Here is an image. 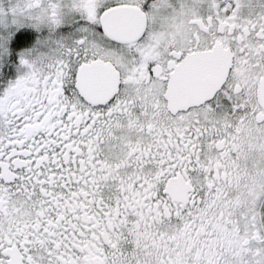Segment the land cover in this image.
I'll use <instances>...</instances> for the list:
<instances>
[{"label": "snow or ice", "instance_id": "obj_1", "mask_svg": "<svg viewBox=\"0 0 264 264\" xmlns=\"http://www.w3.org/2000/svg\"><path fill=\"white\" fill-rule=\"evenodd\" d=\"M0 264H264V0H0Z\"/></svg>", "mask_w": 264, "mask_h": 264}]
</instances>
